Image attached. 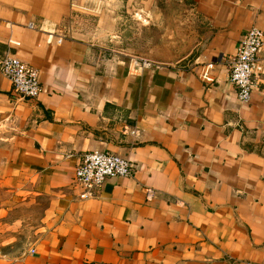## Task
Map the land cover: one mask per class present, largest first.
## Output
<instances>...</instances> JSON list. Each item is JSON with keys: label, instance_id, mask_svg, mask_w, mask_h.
<instances>
[{"label": "crops", "instance_id": "obj_1", "mask_svg": "<svg viewBox=\"0 0 264 264\" xmlns=\"http://www.w3.org/2000/svg\"><path fill=\"white\" fill-rule=\"evenodd\" d=\"M252 28L264 0H0L40 86L0 73V264H264V44L247 104L228 80ZM94 151L132 175L86 192Z\"/></svg>", "mask_w": 264, "mask_h": 264}, {"label": "built area", "instance_id": "obj_2", "mask_svg": "<svg viewBox=\"0 0 264 264\" xmlns=\"http://www.w3.org/2000/svg\"><path fill=\"white\" fill-rule=\"evenodd\" d=\"M264 44L263 33L255 28L243 34L229 63L228 80L236 89L239 102L247 104L262 72L259 53ZM143 67L151 64L142 61ZM0 73L11 83L13 92L21 99H34L39 94L38 73L17 57H0ZM133 165L106 152L94 151L83 156L74 170L73 182L86 192L99 189L107 178H128ZM33 253V251L31 252Z\"/></svg>", "mask_w": 264, "mask_h": 264}]
</instances>
